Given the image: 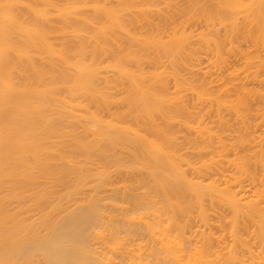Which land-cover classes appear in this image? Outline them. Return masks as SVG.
Wrapping results in <instances>:
<instances>
[{"label":"bare ground","instance_id":"6f19581e","mask_svg":"<svg viewBox=\"0 0 264 264\" xmlns=\"http://www.w3.org/2000/svg\"><path fill=\"white\" fill-rule=\"evenodd\" d=\"M0 264H264V0H0Z\"/></svg>","mask_w":264,"mask_h":264}]
</instances>
